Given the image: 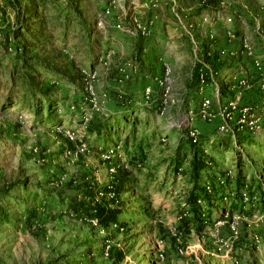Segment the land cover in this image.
Wrapping results in <instances>:
<instances>
[{
	"label": "rangeland",
	"instance_id": "374dc122",
	"mask_svg": "<svg viewBox=\"0 0 264 264\" xmlns=\"http://www.w3.org/2000/svg\"><path fill=\"white\" fill-rule=\"evenodd\" d=\"M242 40L250 55L235 49ZM225 46L221 69L190 84L205 49ZM254 57L264 67V0H0V264H264ZM235 99L257 131H217ZM105 118L112 134L101 139L90 129ZM186 122L208 158L200 185L212 180L227 198L198 224L190 156L171 163ZM118 177L128 183L114 194ZM75 203L122 213L102 227Z\"/></svg>",
	"mask_w": 264,
	"mask_h": 264
},
{
	"label": "trees",
	"instance_id": "16d2710c",
	"mask_svg": "<svg viewBox=\"0 0 264 264\" xmlns=\"http://www.w3.org/2000/svg\"><path fill=\"white\" fill-rule=\"evenodd\" d=\"M206 49L202 54V62L208 66V68H204L201 63L195 64L193 66V69L191 71V78H190V84L197 85L199 83V75L202 74L204 82H209L210 78L208 76L209 72L217 73L221 67H222V60L218 58L217 54L215 52L206 55ZM40 95L42 96L43 100L46 102V105L49 104L50 98L47 94L46 90H43L40 92ZM105 122H101L97 124L95 128L90 129L92 133H96L97 136H100L102 139L103 137H107L108 135L112 134V124L106 128L107 125V119H104ZM111 127V128H110ZM106 132H105V131ZM104 131V133H103ZM132 134L129 132V134L125 135L123 142L127 143L128 138ZM104 141V140H103ZM106 141V140H105ZM213 141V140H212ZM211 141V142H212ZM217 141L216 139L214 140ZM198 143L193 144L191 143L186 136H184V139L182 140V145H177L174 150V159L171 162L172 168L175 171L177 168H180L182 165V161L187 157L190 156L188 167L186 170L187 177L189 179L190 183V189L187 193V202L189 203V211L191 215V220L195 221L196 224L200 223L204 215L208 214V205L209 203H212V205H218L220 203L219 197L222 193L220 191L217 192L218 186H214V183L212 180H208L211 186V192L205 193L200 185V179L207 173L208 165L206 162H208V158H206L201 153L202 150L200 149ZM215 142L214 143L215 145ZM217 143L220 145L221 141H217ZM226 144L227 142L224 141ZM227 145V144H226ZM237 180V178H236ZM117 183L112 186L114 194H118L120 191L123 190L124 185L128 183V180H125L122 177H118L116 179ZM258 182V181H257ZM256 182V183H257ZM254 189L253 193H257L259 191L258 189V183L253 186L249 191H252ZM100 190H103L104 192H109L110 190H107L106 188H100ZM202 200V203L198 204L197 200ZM213 199H217L216 201H213ZM214 203V204H213ZM207 205V206H206ZM83 206L82 203H75L72 205L73 209L78 208L80 210ZM85 216H88L90 219H93L97 225L102 227H107L111 225H117L118 222V216L122 213L121 208L118 206H107L102 204H95L92 207H85ZM190 221V219H187ZM193 224V223H192Z\"/></svg>",
	"mask_w": 264,
	"mask_h": 264
},
{
	"label": "built area",
	"instance_id": "2783aa9c",
	"mask_svg": "<svg viewBox=\"0 0 264 264\" xmlns=\"http://www.w3.org/2000/svg\"><path fill=\"white\" fill-rule=\"evenodd\" d=\"M239 46L243 51L246 52V54H251V50L249 47V44L246 42V40H242L239 43ZM206 55L213 53L211 50H206ZM218 56L219 59H221V56L227 55L226 50H217L215 52ZM231 54V53H230ZM201 63V62H200ZM204 68H208V66L204 63H201ZM252 66L254 70H257V86L259 87L260 90L264 89V67L261 66V62L259 61L258 58L254 57L252 58ZM203 76L202 74L199 75V84H203ZM245 82L242 80L240 81V84H244ZM210 106V99L208 97H205L201 100L200 102V113L202 117H210L212 116L211 109L209 108ZM217 116H218V122L216 129L220 133H233L238 132V133H253L257 131L260 127V121L258 117H253V112H251L250 106L244 105V104H239L237 102V99L235 100H226L222 107L218 110ZM190 114V112H189ZM235 114V120L233 122L229 123L232 119V115ZM191 118V114L189 116V119ZM185 136L186 138L193 144L198 143V130L195 128L191 123H185ZM219 184L222 183L221 180H217ZM201 188L205 193H210L211 192V186L210 183L206 180L201 184ZM219 201L221 203H225L227 201V198L224 194L219 198ZM197 203L200 204L202 203V200H197Z\"/></svg>",
	"mask_w": 264,
	"mask_h": 264
},
{
	"label": "crops",
	"instance_id": "0c3cea01",
	"mask_svg": "<svg viewBox=\"0 0 264 264\" xmlns=\"http://www.w3.org/2000/svg\"><path fill=\"white\" fill-rule=\"evenodd\" d=\"M226 42H228L229 43V41L228 40H226ZM234 47H236L235 49L237 50V47H239V43H236V46H234ZM210 48V50L212 51V52H217V50H219L218 48H224V49H226V51H228V49H230L231 48V46H225V47H213V48H211V47H209ZM233 48V47H232ZM241 54V53H240ZM236 58H238V54H236Z\"/></svg>",
	"mask_w": 264,
	"mask_h": 264
}]
</instances>
